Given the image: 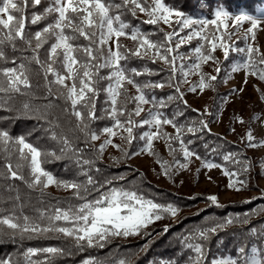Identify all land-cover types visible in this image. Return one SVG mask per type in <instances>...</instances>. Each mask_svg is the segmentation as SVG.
Returning <instances> with one entry per match:
<instances>
[{
  "label": "snow or ice",
  "instance_id": "obj_1",
  "mask_svg": "<svg viewBox=\"0 0 264 264\" xmlns=\"http://www.w3.org/2000/svg\"><path fill=\"white\" fill-rule=\"evenodd\" d=\"M131 2V13L135 15L137 9L142 13H146L149 18L146 23L156 25L158 21H163L167 25L175 17L176 29L172 32H165L163 40H152L149 38V33L124 22L119 12L115 15L110 14L111 8L125 7L128 0H123L121 4H113L111 0L108 3H105L104 0H54V3L49 4L42 14H32L31 22L36 23L43 15L49 12L55 13L52 22L35 31L36 43L35 48H32V39L24 34V16L16 17L12 14L13 9L22 12V7L14 0H0V26L6 30L0 34V60H8L4 51L7 45H11L13 49H16L17 38L23 40L32 51V55L27 57L28 61H34L44 71L48 95H52L50 85L54 82L60 86L59 98L63 99L66 104L70 103L71 112L76 118L75 129L83 134L84 144L76 147L66 136H58L54 130L55 122L48 121L47 108L51 106V101L43 106L44 111H41L40 106L34 108L28 101H25L21 104L22 111L17 109L16 115L18 117L34 116L48 121L49 136L62 145L59 152L62 155L71 153L79 169L77 175H83L86 178L83 181L57 178L51 171L42 166V163L47 162L49 157L60 158V156H57L55 149L41 148L29 142L24 134L13 136L8 129L0 128V153L7 161L4 165L7 175L23 181L29 188L41 189V195H43V188L53 184L65 189H73L72 196L78 201L73 204L71 198H69L65 207H60L57 203L51 205L49 209H37L35 216L23 214L22 206L20 215L13 211H9L6 215H0V225H5L8 229L6 232L0 231V237L10 235L12 237L19 236L21 239H31L34 236L47 235L52 232L72 238L73 245L80 250H83L85 246L102 248L113 236L128 237L129 235L139 234L152 221L161 219L165 214L175 216L178 213L179 206L177 203L160 202L147 195L142 186H136L135 184L129 187L113 185L112 179L123 180L122 175L112 178L105 177L101 181L94 179L89 174L95 164V159L98 158V153L95 146L92 149L94 152L93 158H85L84 153L85 149L88 148L89 141H95L98 138L97 131L90 129L89 124L92 120L99 118L96 116V104L101 91L105 93V107L102 111L111 118L112 123L99 130L105 134V139L98 146L99 152H102L106 145L113 143L111 137L117 134L114 131L115 129H122L121 138L131 144L134 139H137L134 136V128L147 126V129L142 131L138 137L139 140L145 141L140 147V151H147L155 155L163 172L171 178L173 173L170 169L172 167L178 166L177 170L187 168V158L199 155L186 146V143L191 144L192 140L186 142L184 132L194 135L198 131L201 134L205 131L210 132V121L204 119V116L206 114L217 116L220 106L224 102L221 100L220 105L214 106L211 113H209L207 107L202 112L199 109H192L196 116L183 122L176 119V117L184 115L181 108H174L171 117L162 112L161 109L166 108L174 100L179 104H183L185 108L188 107L187 101L184 99L185 93L181 90L180 84L186 83L185 77L189 72L195 70L200 73V78L198 82L190 84L186 91L196 92L197 89L203 91L205 88L214 87L211 82L215 81L217 77L206 76L201 71V63L210 59L214 60L216 64L215 71L219 73L220 61L214 57L213 50L219 47L222 49L224 57L227 58L231 48L233 51L246 52L247 55V59L242 64L232 66L233 71L243 68L245 70V81L249 74L264 80V58H259L258 49L252 44H247L246 48H237L235 44L230 45L228 43L231 35L234 34V30L238 29L241 22L245 20L250 22L251 27L247 29L244 37L247 38L249 33L254 34V30L261 22L256 17L247 13H240L233 18L234 14L221 6L214 10L212 19L194 20L192 17H185L182 12L165 3L164 0H152V3H139L138 0H131ZM32 3L38 4L40 0H32ZM229 19H231L232 25L235 26L231 33L223 31L227 28ZM210 26H214V28L212 35L209 37ZM129 28L130 32H126L125 30ZM184 29L190 30L186 35H179L177 42L173 45L170 42L173 36H177ZM66 30H70V33L66 34ZM124 35H130L132 40L137 42L134 49L121 51L122 46L118 41H113L115 48L109 44L112 37ZM49 36L53 39L47 49L48 60L51 62L43 64L39 59L37 50L42 47ZM79 37H82L86 43L70 42L77 40ZM193 37H199L206 42L208 50L207 52L203 50L205 47L203 43L190 49V54H195V63L185 67L183 62L185 56L177 50ZM129 53H131V56L140 58L150 54V59L153 62L158 58L168 64L169 68L167 70H157L147 65L139 69L137 67L129 68L127 66V61L130 58ZM173 53L175 54L173 55ZM11 59L15 61L16 57L13 56ZM122 60L125 61L124 64L121 63ZM178 60L180 61L179 64H177ZM57 62L65 70L63 73L53 67V63ZM105 68L109 71L106 75H101L100 70ZM28 70V66L23 61L18 66L0 67V94H2L0 95V108L11 110L10 101L14 100L17 94H27V89L30 86ZM157 71H166L167 74L162 80L156 81L138 82L134 79V77L141 74L152 75ZM178 71L180 78L176 79ZM49 73L53 77L52 81L47 80ZM102 80L108 81L104 87L99 85ZM125 82L133 85L136 89L134 97L128 95L124 87ZM165 84H169L174 91L159 98L155 94H152L150 98L145 94L146 89L162 88ZM233 91H236V89H233ZM122 95L124 101L120 103L118 97ZM261 98L264 99V95ZM130 101H133L135 106L129 109L125 105ZM144 104H151L152 107L149 109L146 118L136 120L134 116L140 114ZM109 108L110 110H108ZM162 124L171 125L175 129V135L170 137H168V134L162 133V135L170 141V153L174 152L171 141L178 142L185 162L174 159L170 163L162 160L159 154L155 153L153 140L158 138V134L153 132L151 128L155 126L159 130ZM124 133H126V136ZM253 139L251 129H249L247 133V144L249 146H253ZM259 144L264 145V140L259 141ZM204 146L208 148L207 143ZM115 147L123 152L125 157L136 155V152L123 149L118 144ZM216 147L219 148L221 145L217 144ZM13 150L18 155V162L15 166L9 160ZM209 150L215 151V149ZM240 157L239 152H228L223 155L225 161L231 160L232 163H238ZM112 159L117 161L120 158L112 157ZM201 159L203 166L206 168L211 169L217 166L210 158L201 157ZM219 166L224 167L223 165ZM250 166V164L241 163L239 169L232 171L225 169L224 174L229 177L228 187L246 186V179H234V177L240 176L241 172L246 173ZM24 167L28 169V178L20 171ZM96 171L99 172V169L96 168ZM105 185H108V187L105 188ZM11 188L12 185H9V189ZM90 192H95L96 196L91 197ZM19 199V195H17L15 200L18 201ZM57 199L59 200V198ZM207 199L218 205L216 195H210ZM255 211L257 210L250 209L249 213L244 214V220L246 221L247 215ZM205 219L207 221V218ZM238 219L239 214L236 217L222 218L219 223L189 233L188 236L184 237V240L189 241L196 237L205 240L209 233L215 232L224 225L233 223ZM164 230H167V226ZM251 231L254 233L256 229L253 228ZM185 247L195 252V256L190 257L186 264H203L205 253L201 243H186ZM37 252L51 254L44 258L45 264H47L56 255L65 254V249L56 246L28 247L21 254L22 261L12 260L11 258L0 259V264H37L36 261L31 259L32 254ZM238 252L243 254L240 258H234L231 255L213 258L211 264H264V250L253 247L251 254H249L241 247ZM81 264H103V261L89 257L83 260ZM116 264H126V261L120 259L116 261Z\"/></svg>",
  "mask_w": 264,
  "mask_h": 264
},
{
  "label": "trees",
  "instance_id": "obj_2",
  "mask_svg": "<svg viewBox=\"0 0 264 264\" xmlns=\"http://www.w3.org/2000/svg\"><path fill=\"white\" fill-rule=\"evenodd\" d=\"M18 5L23 9L22 12L13 10V15L18 17L23 15L25 18L24 34L26 37L32 39V48H35V31L43 28L53 18V13L49 12L41 17L36 23L31 22L32 14H42L44 9L48 5V0H40V3L33 4L32 0H15ZM165 3L170 6L190 13L194 16H199L201 13L208 14L211 17L213 8L215 5H223L229 11H233L239 8H244L249 12H255L258 5H261L264 0H164ZM113 4L123 3L121 0H112ZM115 12H119L124 22H127L131 26L139 27L141 30L149 33V38L152 40H163L164 31L158 24L152 25L144 22L142 19L134 17V15L128 10V8L122 7L115 9ZM130 31V28L127 29ZM6 31L0 26V34ZM70 33V30H67ZM53 39L51 36L45 41L40 49L37 50L39 59L43 64L50 63L48 60L47 49L50 47ZM75 43H86L82 37H79ZM17 48L13 49L11 45H7L4 48L7 61L0 60V67L3 66H18L23 61L28 66V76L30 80V86L27 89L26 95L17 94L14 100L10 101L11 110H5L0 108V128H6L13 136L24 134L29 142L41 148L55 149L59 159L49 157L47 162L42 163V166L51 171L57 178L63 179H77L80 181L86 178L83 175H77L79 169L75 163L71 153L62 155L59 152V148L62 146L58 141L53 140L48 132V121H54V130L59 135L66 136L70 142L76 147H80L84 144L83 134L79 133L75 129L76 118L71 112L70 103L66 104L65 101L59 98L60 86L56 83H51L52 95H48L46 80L44 71L40 65H37L34 61L29 62L27 57L32 55L31 49H29L23 40L17 38ZM126 50L125 47H121V51ZM131 50V49H129ZM15 56L16 60L13 61L11 57ZM127 61V66L137 67L138 69L147 65L153 69L169 68L168 64L158 58L153 62L150 56H144L143 58L131 56ZM125 63L124 60L121 61ZM53 67L61 68L57 63H53ZM101 75L107 71L101 69ZM166 71H157L152 75L141 74L134 77L138 82H145L147 80H162ZM177 79V75H176ZM48 81H52L53 77L49 73L47 76ZM106 80L99 82L101 87H104ZM174 89L165 84L162 88H152L145 90V94L150 98L152 94H155L157 98L165 96ZM128 95L132 97V94L127 91ZM2 95V94H0ZM28 101L34 108L41 107V111H44V105L51 101V106L47 108L48 121L38 119L34 116H17L16 110L21 109V104ZM124 97H118V102L123 103ZM127 108L135 106L133 101L128 102L125 105ZM105 107V93L101 91L97 97L96 104V116L98 119L92 120L89 124L90 129H98L100 126L109 121V117L102 109ZM174 108H181L184 111L183 116L176 117L177 120L185 118V116H193L195 113L189 110V107L185 108L184 105H179L175 100L168 104L166 108L161 109L166 115L173 113ZM194 138V144L197 151L202 157H207L215 161H224L226 165L231 166V160L225 161L223 155L228 152L238 151V147L233 145L229 141L223 140L220 136L197 132L195 135H189ZM208 144V148H205V144ZM220 144L221 147L217 148L216 145ZM93 141H89L88 148L85 149V158L91 159L94 156ZM209 149H215L210 151ZM97 150V148H96ZM98 158L95 159V164L90 171V175L96 180H103L105 177L112 178L116 176H123V180L112 179L113 185H123L125 187L142 186L144 192L150 195L152 198L157 199L160 202H175L182 210L181 215L174 222L168 214L167 216L158 219L153 222L148 231L124 236H113L104 247L85 246L83 250L76 248L73 245L72 238L66 237L63 234L49 232L47 235L34 236L33 238L21 239L19 236L12 237L5 235L0 237V259H8L22 261V253L28 247L43 248L48 246H56L65 249V254L56 255L47 264H79L83 260L89 257H94L97 260L103 261V264H116L117 260L124 259L126 264H182L184 261H188L191 256V250L185 247L186 243H201L203 245V251L205 257L203 264H211L210 256L223 252L229 254L232 257L240 258L243 254L238 252V249L243 247L245 252L249 250L251 245L257 243L261 246L264 245V195L257 196L254 199L247 202H234L227 205H213L207 204L204 207H200L199 203L205 201V197H201L198 194L183 195L177 194L164 187L158 186L152 182L149 177L141 170H138L133 165L129 164L126 159L117 161L106 162L100 157L97 150ZM10 162L15 166L18 162V155L13 150L12 156L9 158ZM7 161L3 158V154L0 153V215H6L9 211L15 212L20 215V208H23V214L29 216H35L37 209L45 208L49 209L51 205L59 204L60 207H65L69 198L71 203H77V199L72 196L73 189H66L65 191H50L45 188L42 189L43 195H41V189L29 188L23 181L12 178L6 173L4 167ZM117 163H122L117 164ZM234 165V169H239V164ZM99 169V172L96 171ZM23 175L28 178L27 167L22 168ZM9 185L12 188L9 189ZM108 185H105L107 188ZM19 195V200H15V197ZM91 197H95V192H90ZM12 199H9V198ZM59 198V200L57 199ZM195 209L192 213L190 210ZM250 209H256L252 214L247 215V220H244V214L249 213ZM190 211V212H189ZM239 214V219L233 223L226 224L219 228L215 232L208 234L207 239L201 240L196 237L192 240L185 241L184 237L189 233L197 231L199 228L209 227L214 223L221 222L225 217H236ZM207 218V221L206 219ZM62 223V222H57ZM167 226V230L164 228ZM255 228L253 233L251 229ZM0 231H8L7 226L0 225ZM51 254L37 252L32 254L31 259L36 261L37 264H45V256Z\"/></svg>",
  "mask_w": 264,
  "mask_h": 264
},
{
  "label": "rangeland",
  "instance_id": "obj_3",
  "mask_svg": "<svg viewBox=\"0 0 264 264\" xmlns=\"http://www.w3.org/2000/svg\"><path fill=\"white\" fill-rule=\"evenodd\" d=\"M121 1L123 2V0ZM14 2L16 3L15 0ZM48 2L49 5L51 3H54V0H48ZM104 2L108 3L109 0H104ZM138 2L152 3V0H138ZM221 6L228 10L223 5H215L212 14L217 7ZM126 7L128 8V10L131 9V0H128V4ZM115 9L117 8H111L110 14L115 15L117 13L114 11ZM179 11L182 12L185 17H192L194 20L213 18L212 14L211 17H209L205 12L201 13L199 16H194L190 13L181 10ZM229 12L234 14L233 18L236 14L247 13L248 15L254 16L261 21L257 28L254 30V34L249 33L247 35V38L244 37V34L247 29L251 27L250 22L247 20L241 22L240 27L238 29H235V26L231 23V19H229V21L227 22V28L223 29V31L231 33L235 29L234 34L231 35L228 43L230 45L235 44L237 48H246L247 44H252L258 49L259 58H264V2L261 5H258L255 12H249L244 8H239ZM52 13L54 16L50 22H52L55 18V13ZM134 17L142 19L144 22L149 19L147 14L140 12L139 9L136 10ZM157 24L161 29H163L164 32H172L176 29L175 17L172 18L170 24L166 25L163 23V21H158ZM213 28L214 26H210L209 28V37L212 35ZM189 30L190 29H184L183 31H180L177 36H173L170 42L175 45L178 36L186 35ZM125 31L130 32L127 29ZM66 34H69L67 33V30ZM113 41H118L121 46L125 47V49H134L137 43L136 41L132 40L130 35L112 37L109 40V44L112 45L113 48H115V44L113 43ZM201 43L205 45L203 50L207 52L208 49L206 42L202 41L199 37H193L187 43L182 44L177 50L178 52L183 53L185 56V59L183 61L185 67H189L191 64L195 63V54H190L189 50L195 48L198 44ZM174 54L175 53H173V55ZM213 55L217 60L220 61V72L217 73L215 71L216 64L215 61L211 59L201 63V71L206 76L212 75L217 77L215 81L211 82L214 87L205 88L203 91H200L199 89H197L196 92L186 91L190 84L198 82L200 78V73L192 70L189 72L187 77H185L186 83L180 84V88L185 93L184 99L187 101V106L189 107V110L191 112H193L192 109H199L202 112L205 107H207L209 113H211L214 110V106L220 105L221 100L224 101L220 106V111L217 116H213L211 114H206L204 116V119L210 121L209 128L211 129L210 132L205 131V133L218 135L223 140L229 141L230 143L238 147V151L236 150V152H239L241 154L238 163L250 164L251 166L247 169L246 173L241 172L240 176H236L234 177V179H246V186L241 185L238 186V188L228 187L229 177L224 174V170H236L232 167L237 164L232 163V161V164H230L231 166H228L224 161H215L211 159L217 166H214L211 169L204 167L201 159L202 155H200L197 151L196 145L194 144V138L189 137V135L192 136L193 134L187 133L186 131L184 132L185 141L187 142V140H192V143H186V146L191 151H194L199 155L190 156L189 158H187V168L177 170L178 166L172 167L170 169V171L173 173L171 178L163 172L161 165L157 162L155 155L147 151H140V147L145 143V141L139 140L138 137L142 131H145L147 129V126L134 128V136L137 137V139H134L131 144L121 138V133L123 132L122 129H115L114 131H116L117 134L111 137L113 143L106 145L103 151L99 152L98 146L105 139V134L101 133L99 130L102 127L110 125L112 123L111 118L109 117V121H106V123L100 126L98 129H94L98 133V138L93 142L96 145L101 159L106 162L110 161L112 157L120 158V162H122L123 159H126L129 164L133 165L138 170L143 171L149 177V179L158 186L169 189L177 194H183L187 196L198 194L201 197H205L206 200L199 203L200 207H204L208 203L213 204L207 199V197L210 195L217 196L218 205H227L234 202H246L254 199L257 196H263L264 145H260L259 141L264 140V99L261 98L262 95H264V80H260L258 76L249 74L245 81V70L243 68H240L236 71L232 70V66L234 64H242L244 60L247 59L246 52L233 51L230 48L229 55L227 58H225L222 49L217 47L213 50ZM146 56H150V54ZM179 63L180 61L178 60L177 64ZM58 64L61 66V68H54L57 69V71L63 73L65 70L60 63ZM105 69L107 71L104 73V75H106V73L109 71V69ZM176 75L177 79H179V71ZM107 83L108 81L106 80L104 86H106ZM124 87L132 94V97L136 95V89L133 85L125 82ZM233 89H236V91H233ZM179 105L181 106L183 104ZM151 107V104H144L143 110L138 116H134V118L136 120L146 118L147 113ZM108 110H110V108ZM167 116L171 117L172 114ZM195 116L196 113L193 116H185V118L177 121L183 122ZM249 129H251V134L254 138L253 146H249L247 144V133ZM151 130L153 132H157L158 134V138H154L153 140V149L155 153L159 154L162 160L168 161L170 163L173 162L174 159L185 162L182 151L179 149L178 142L171 141V147L174 149V152L170 153V141L168 138L162 135V133L168 134V137L175 135V129L171 125L162 124L159 130L155 126H153ZM124 135L126 136V133H124ZM117 144L120 145L123 149H128L130 152H136V155H129L125 157L124 153L115 147V145ZM209 157L211 158V156ZM117 164L121 165L122 163ZM219 165H223L224 167L222 168ZM45 189L50 191L66 190L65 188L58 187L55 184L49 185ZM190 211L193 213L195 209H192ZM181 213L185 212H182V210L179 209L178 213L175 216L171 214L168 215L171 217L172 221L175 222L181 215ZM165 216L167 215H164L163 217ZM155 221H152L149 225L145 226V228L142 229L139 234L148 231L149 227ZM253 247L264 250V245L261 246L255 243L251 245L247 253L251 254V249ZM190 250V257H194V250ZM228 255L229 254H225L223 252L212 254L210 256V263L212 262L213 258H221ZM182 264H186V261L182 262Z\"/></svg>",
  "mask_w": 264,
  "mask_h": 264
}]
</instances>
